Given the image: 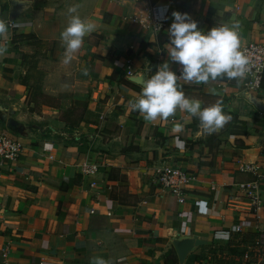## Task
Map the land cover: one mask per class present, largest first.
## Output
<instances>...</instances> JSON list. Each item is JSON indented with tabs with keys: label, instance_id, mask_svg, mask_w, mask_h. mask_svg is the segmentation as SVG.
<instances>
[{
	"label": "crops",
	"instance_id": "obj_1",
	"mask_svg": "<svg viewBox=\"0 0 264 264\" xmlns=\"http://www.w3.org/2000/svg\"><path fill=\"white\" fill-rule=\"evenodd\" d=\"M173 11L205 31L237 24L241 46L264 43V0H0L9 23L0 41V132L23 143L22 155L0 166V264H179L171 243L179 233L206 241L183 264H253L246 258L264 233V185L255 219L239 190L253 175L239 167L254 163L264 175V78L253 92L242 78L179 82L202 107L222 102L231 118L211 134L179 109L151 122L131 109L138 77L168 59ZM70 15L95 29L65 64L60 34ZM31 89L73 94L85 105L79 123L36 106ZM82 162L99 169L81 174ZM176 167L196 176L183 202L155 175ZM236 224L240 232L231 231Z\"/></svg>",
	"mask_w": 264,
	"mask_h": 264
},
{
	"label": "clouds",
	"instance_id": "obj_2",
	"mask_svg": "<svg viewBox=\"0 0 264 264\" xmlns=\"http://www.w3.org/2000/svg\"><path fill=\"white\" fill-rule=\"evenodd\" d=\"M68 12L75 13L76 8L70 7ZM171 16L172 22L167 29L168 59L150 77H138L141 92L135 100L130 101L131 109L150 122L167 119L179 109L189 117H197L203 132L211 134L231 118L224 113L222 102L218 100L202 107L200 100L184 94L179 82L199 84L218 77L243 78L249 71V59L241 50L238 25L223 24L205 31L198 28L197 22L188 13L173 11ZM94 29L93 22L79 15H70L67 26L60 34L65 64L72 60L73 54L81 48L83 38ZM8 36L9 23L0 19V41L7 40ZM6 51V45L0 43V55ZM169 61L180 66L178 74L170 68ZM183 127V124H177L174 131L180 132ZM177 142H180L178 138ZM90 264H107V261L102 257H94Z\"/></svg>",
	"mask_w": 264,
	"mask_h": 264
},
{
	"label": "built area",
	"instance_id": "obj_3",
	"mask_svg": "<svg viewBox=\"0 0 264 264\" xmlns=\"http://www.w3.org/2000/svg\"><path fill=\"white\" fill-rule=\"evenodd\" d=\"M162 24V19H154V27L158 28ZM241 50L249 59V71L243 79V86L246 91H258L261 88L264 78V43L255 41L241 46ZM156 67L155 71L158 70ZM154 71V72H155ZM23 153L22 141L11 135L0 132V166L5 162L18 159ZM99 169L97 162H82L80 173L85 175L95 174ZM240 171L252 173L253 178L239 184V190L246 198L245 203L248 210L252 212L255 219L262 216L263 201L258 192V187L264 185V175H261L260 168L254 163L244 164L239 167ZM28 171H26L27 173ZM157 182L176 197L178 202L185 199V186L196 179V176L181 168H157L155 171ZM232 232H240L239 224L231 227ZM257 245L264 250V233L258 231ZM5 256V250L2 254ZM2 264H6L3 260Z\"/></svg>",
	"mask_w": 264,
	"mask_h": 264
},
{
	"label": "rangeland",
	"instance_id": "obj_4",
	"mask_svg": "<svg viewBox=\"0 0 264 264\" xmlns=\"http://www.w3.org/2000/svg\"><path fill=\"white\" fill-rule=\"evenodd\" d=\"M61 74L64 78L69 77L64 73ZM28 95L29 99L34 101L36 106L40 107L42 104L43 106H52L58 109L60 119L69 126L77 125L79 123L85 109L84 103L76 102L72 97L73 94L69 92L52 95L50 93L47 94V92L42 90L31 89L28 91ZM249 249L251 252L247 256L246 261L253 264H264V259L262 261L260 260V257L262 256L261 254L264 253V250L254 246L249 247Z\"/></svg>",
	"mask_w": 264,
	"mask_h": 264
},
{
	"label": "water",
	"instance_id": "obj_5",
	"mask_svg": "<svg viewBox=\"0 0 264 264\" xmlns=\"http://www.w3.org/2000/svg\"><path fill=\"white\" fill-rule=\"evenodd\" d=\"M171 243L177 255L178 263L183 264L185 258L197 247L204 245L206 241L196 235L179 233L171 240Z\"/></svg>",
	"mask_w": 264,
	"mask_h": 264
}]
</instances>
